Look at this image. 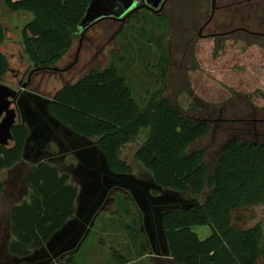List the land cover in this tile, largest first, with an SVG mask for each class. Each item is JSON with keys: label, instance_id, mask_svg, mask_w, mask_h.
Segmentation results:
<instances>
[{"label": "trees", "instance_id": "trees-1", "mask_svg": "<svg viewBox=\"0 0 264 264\" xmlns=\"http://www.w3.org/2000/svg\"><path fill=\"white\" fill-rule=\"evenodd\" d=\"M3 2L12 13L25 12L32 16L21 32V42L30 63L36 68H45L59 63L73 47L90 0ZM210 2L203 1L208 8L203 11L206 15L208 12L211 15ZM221 22L216 28L226 26L225 21ZM227 27V31L224 28L225 32L207 37L230 36L239 29L248 31L243 27ZM5 39V30L0 25V47ZM8 70V61L0 52V81ZM49 114L75 133L96 140L97 148L115 172H131L121 161L120 151L143 139L134 153L135 161L150 174L157 187L189 196L194 204L190 209L163 216L173 264L260 263L264 257V228L260 224L242 227L237 223V214L249 208H264V142L233 138L220 151L211 169L205 162V152L190 151L209 134V126L188 120L172 101L162 97L161 91L153 92L146 106L140 108L114 62L59 89L53 96ZM12 137V144L0 145V173L21 161L28 129L17 125L12 129ZM26 185L30 190L28 201L10 212L14 240L9 252L19 258L43 248L71 220L78 193L68 175H59L44 161L32 167ZM2 190L0 182V202ZM206 190L208 194L199 202ZM197 227H208L210 235L200 240L193 231ZM147 249L148 245L142 249L143 256ZM113 257L115 264L129 263L116 252ZM57 264L79 263L71 253Z\"/></svg>", "mask_w": 264, "mask_h": 264}, {"label": "rangeland", "instance_id": "rangeland-1", "mask_svg": "<svg viewBox=\"0 0 264 264\" xmlns=\"http://www.w3.org/2000/svg\"><path fill=\"white\" fill-rule=\"evenodd\" d=\"M184 1V7L192 13V0ZM214 2L213 21L219 25L225 21L226 26L219 29L213 26L210 32H225L227 26L248 31L239 29L230 36H206L196 40L189 30L197 25L195 18L188 20L189 25L179 15L169 17L166 12L160 17L141 7L123 22L103 19L84 34L80 28L73 47L60 63V67H67L77 57L76 68L63 74L64 79H60L59 73L40 74L34 86L51 98L64 85L74 84L89 72L104 69L114 62L140 108L146 106L153 92L161 91L162 97L172 101L188 120L209 126V134L197 141L190 151L205 152V162L212 169L222 148L233 138L264 142V37L254 33L264 34V0ZM177 4L170 2L165 11L169 12ZM206 8L203 11L208 10ZM225 17L228 20H224ZM31 20L28 13L10 12L0 0V25L6 36L0 52L10 69L0 83L11 88H18L15 76L20 77L33 68L21 42V32ZM239 22L247 26H240ZM252 118L260 122L255 127L259 132L257 138L242 129V123ZM142 141L141 138L124 146L120 159L138 167L134 153ZM7 178V173H1L3 182ZM207 194L208 190L199 202ZM119 198L114 204L116 211L100 213L80 249L72 253L79 264H111L113 252L127 258L128 264L154 263L149 249L143 256L142 249L147 242L139 232L137 208L130 201L122 203ZM180 198L188 204L193 202L189 196ZM8 207L9 203L2 213L5 227ZM237 220L242 227L260 224L264 228V208L241 210ZM123 227L127 229L124 235L118 232ZM193 231L200 240L210 235L208 227H197ZM259 264H264V257Z\"/></svg>", "mask_w": 264, "mask_h": 264}, {"label": "flooded vegetation", "instance_id": "flooded-vegetation-1", "mask_svg": "<svg viewBox=\"0 0 264 264\" xmlns=\"http://www.w3.org/2000/svg\"><path fill=\"white\" fill-rule=\"evenodd\" d=\"M203 1L192 0V13L189 8H182L185 2L184 0H167L160 11V7L153 9L148 6L147 0H139V2H136L135 7L137 11L143 7L159 16H162L166 12L170 17L179 15V18L182 21L188 22L189 25L191 24L189 21L195 18L194 20H196L197 25L192 28L189 27V30L194 33L196 40H198L206 36L219 35V33L210 32L211 27H217L219 25V23H213L215 2L211 0V15H208V13L206 15L203 12L205 6ZM170 2H178V4L170 8L169 12L165 11ZM107 19L117 22H123L125 20L124 17ZM254 33L257 37H264V34ZM61 62L62 60L54 66L45 68H36L31 65L33 68L27 69L20 77L15 76L18 81L17 89L0 83V85L6 86L14 91L15 94V101L10 105V110L18 118L14 127L22 125L28 129V137L25 140L21 161L13 168L1 172L7 173L8 178L4 182L0 179L3 186L0 205L2 206L4 202L7 203L10 200L12 202H23L28 199L30 190L26 185V179L31 175L32 167L44 161L53 166L59 175H68L71 185L77 187L78 193L75 200V212L71 220L75 219L77 221L79 230L84 228L85 222L90 219L93 212L94 215L99 211L100 213L110 212L117 198L120 197L119 199L122 203H128L130 201L137 208L139 212V232L145 237L148 249L152 252L151 254L160 253L163 251V247L159 240L157 230L159 216H164L169 212L179 209H189L187 206H194L193 202L188 204L189 202L180 198L182 196L186 197V195H180L162 189L157 190L155 188L157 186L154 184L150 174L138 162H136L138 163V167L125 162L131 169L130 173L113 171L105 157L97 148L96 140L85 138L75 133L70 127L62 124L57 126L52 122L50 119L51 115L49 114V106H51L53 97H47L34 85L36 78L40 74L46 76L48 74L59 73L60 79H64L62 75L76 68L78 58L76 57L75 61L67 67H60ZM19 74L20 72H18ZM4 115L3 113L1 118ZM242 124L243 131L244 129L249 131L247 128L251 126L249 132H252L255 138L258 137L259 132L255 131V127L259 126V121L252 118ZM68 160H72L73 163ZM127 176H132V179L127 178ZM174 194L177 196H174ZM138 205H141V209ZM75 234H77V231L68 233L64 241L58 245H52L46 250L42 248L36 249L29 256L18 258L9 252V245L12 242L10 239L13 238L11 228L5 227V223L3 224L0 221V264H44L53 255H57L62 249L68 246L69 241ZM68 255H65V257ZM149 257L154 262L153 264H173L171 258L157 259L151 255ZM62 260L58 256L53 260V264H57V262Z\"/></svg>", "mask_w": 264, "mask_h": 264}, {"label": "water", "instance_id": "water-1", "mask_svg": "<svg viewBox=\"0 0 264 264\" xmlns=\"http://www.w3.org/2000/svg\"><path fill=\"white\" fill-rule=\"evenodd\" d=\"M167 0H147L148 6L153 9L160 7L159 11L162 9L163 5ZM136 0H90L84 17L79 24V28L83 29V34L85 31L96 24L97 22L113 18L118 19L123 16L127 17L130 13L136 10ZM14 91L9 89L6 86L0 85V145L8 146L12 143V128L18 121V118L14 115V112L10 110V105L15 101ZM4 102V103H3ZM3 104V105H2ZM5 114L1 118L2 114ZM55 125H60L53 117L50 118ZM127 178L132 179V176H127ZM157 190H161L159 187H155ZM174 196H177L174 194ZM181 204H183L181 202ZM141 209V205H138ZM187 208H192V205L187 206ZM100 211L94 215V212L91 214V217L88 221L85 222L84 228L79 230L77 227V221L69 220L67 221L61 229H59L55 234L49 239L46 245L42 248L46 250L52 245H58L60 242H63L68 233L77 231V234L69 241V245L62 249L57 255H53L50 260L44 264H53V260L60 256L61 259L65 258V255L74 253L78 251L87 238L91 229L95 224V220L99 215ZM163 216L160 215L157 221V230L159 235V240L163 247V251L160 253H154L153 257L157 259H168L170 258V252L167 246L166 235L162 223ZM152 256V255H151Z\"/></svg>", "mask_w": 264, "mask_h": 264}, {"label": "crops", "instance_id": "crops-1", "mask_svg": "<svg viewBox=\"0 0 264 264\" xmlns=\"http://www.w3.org/2000/svg\"><path fill=\"white\" fill-rule=\"evenodd\" d=\"M29 199V198H28ZM28 199H26V200H24L23 202H21V201H19V202H12L11 200L9 201V202H4L3 204H2V206H1V211H0V221L1 222H3L2 221V213H3V208H4V206H6L8 203H9V207H8V214H7V216H6V227L8 228L9 227V229L11 228V226H10V212H11V209L13 208V207H15V206H19V205H21L22 203H24L25 201H28ZM115 205H113L112 206V209L110 210V213L111 212H114V211H116V209H115V207H114ZM5 223V222H4ZM9 224V225H8ZM126 228H119V230H118V232L120 233V234H125L126 233ZM10 240H14V238H11ZM145 256V255H144ZM19 258V257H18ZM111 264H115L114 262L113 263H111ZM128 264V263H127Z\"/></svg>", "mask_w": 264, "mask_h": 264}]
</instances>
